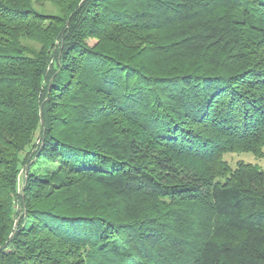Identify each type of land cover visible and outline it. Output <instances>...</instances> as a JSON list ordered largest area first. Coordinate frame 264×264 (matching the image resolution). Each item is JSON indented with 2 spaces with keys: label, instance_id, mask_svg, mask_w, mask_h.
I'll list each match as a JSON object with an SVG mask.
<instances>
[{
  "label": "trees",
  "instance_id": "obj_1",
  "mask_svg": "<svg viewBox=\"0 0 264 264\" xmlns=\"http://www.w3.org/2000/svg\"><path fill=\"white\" fill-rule=\"evenodd\" d=\"M263 146L264 0H0V264H264Z\"/></svg>",
  "mask_w": 264,
  "mask_h": 264
},
{
  "label": "rangeland",
  "instance_id": "obj_2",
  "mask_svg": "<svg viewBox=\"0 0 264 264\" xmlns=\"http://www.w3.org/2000/svg\"><path fill=\"white\" fill-rule=\"evenodd\" d=\"M45 11L57 13V8L52 4L46 6ZM225 164L231 171H235L240 165H249L264 172V146L259 153L254 152H230L223 155Z\"/></svg>",
  "mask_w": 264,
  "mask_h": 264
}]
</instances>
